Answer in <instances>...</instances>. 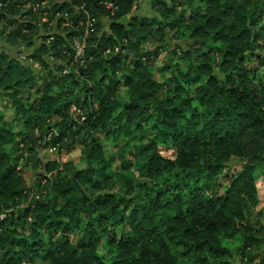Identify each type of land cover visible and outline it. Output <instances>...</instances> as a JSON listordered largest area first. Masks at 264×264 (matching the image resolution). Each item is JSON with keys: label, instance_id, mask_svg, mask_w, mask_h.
<instances>
[{"label": "trees", "instance_id": "obj_1", "mask_svg": "<svg viewBox=\"0 0 264 264\" xmlns=\"http://www.w3.org/2000/svg\"><path fill=\"white\" fill-rule=\"evenodd\" d=\"M44 2L53 13L33 11ZM139 4L0 0L1 41H42L25 56L36 70L0 52L15 116L0 111V264H234L224 238L238 236L241 264H264L251 209L264 168V0H151L147 16ZM84 5L97 20L86 37ZM65 10L71 21L56 20L62 33L47 46L39 14L53 22ZM75 38L86 43L77 62ZM170 43L162 82L152 65ZM121 139L111 157L104 141ZM44 148H79L86 166L44 163ZM29 161L40 166L36 189L18 168Z\"/></svg>", "mask_w": 264, "mask_h": 264}, {"label": "rangeland", "instance_id": "obj_2", "mask_svg": "<svg viewBox=\"0 0 264 264\" xmlns=\"http://www.w3.org/2000/svg\"><path fill=\"white\" fill-rule=\"evenodd\" d=\"M136 14L140 16L154 15V13L151 10V0L140 1L139 10L136 12ZM103 21L106 24L105 33H108L109 23H110L109 19L104 18ZM58 32L62 33V31H56V27L55 28L52 27V29L48 31V33H56V34ZM41 42L42 41H36L34 47L29 49V48H25L22 46L10 47L5 42L0 40V52L5 51L12 59L18 61L19 64H21V66L23 67L27 68V67L32 66V68H34L33 62H30V61L28 62L25 56H28L29 54L34 53L35 50L41 46L42 44ZM173 44L174 43H170L169 44L170 48H167V50L163 52L161 56L156 61H154L152 65L153 71L155 73V77L159 81L163 82L169 75V74L164 75L162 73H159V69H162L165 66L166 60L169 59L168 58L169 56L172 57L171 52L173 49ZM180 44L184 48H186L187 41L184 40ZM50 68L51 67L49 66V69ZM34 70L36 69L34 68ZM42 70H46V68H44L43 66ZM5 95H6L5 93L3 94L0 92V111L5 115V117L9 121H12L15 118L14 113L11 108L12 103L8 101L7 95L6 96ZM125 98H126V95L123 90V92L120 95V99L125 100ZM20 128H21L20 126H17V128H15V132H17ZM122 141L123 140L121 139L116 144L113 143L112 140L104 141L108 149V153L111 157H114L116 153L121 149ZM20 143H16L15 145L9 147V149L12 148L14 151L19 150V148L22 149ZM160 150L163 156L173 158L174 151L167 144L161 143ZM37 157L41 158V160L44 163L51 162V161H58L62 165L68 163L69 165H72L74 169H77V170H81L85 168L86 166L79 148H76L71 153H66V152L52 153L50 151V148H46V149L44 148L43 150L37 153ZM231 165H232L233 170L240 167L239 162H233ZM18 168L20 170L21 175L24 177L28 187L31 189H36L40 181V176H39L40 166L37 165L33 161H29V162H20ZM254 177H255V182L257 186V203L254 206H251V209L253 210V213L255 215H260L261 217L260 220L264 224V168L263 167L258 168L254 173ZM241 242L242 240L240 236L233 237V238H229V237L224 238L225 245L229 249L234 251V259H233L234 264H241V256H240V247L242 245Z\"/></svg>", "mask_w": 264, "mask_h": 264}, {"label": "built area", "instance_id": "obj_3", "mask_svg": "<svg viewBox=\"0 0 264 264\" xmlns=\"http://www.w3.org/2000/svg\"><path fill=\"white\" fill-rule=\"evenodd\" d=\"M140 1H146V0H140ZM31 6V5H30ZM2 7V6H1ZM107 9L115 11V9L117 10V7L115 6L114 3H108V5H106ZM33 11L35 13H38L41 10H45L49 8V11H51L53 13V8H51L49 2H44V3H38V4H34L32 5ZM79 10H81L82 15H83V20L79 22L78 27L83 29L85 31V37L87 35H89L90 33L94 32V25L97 23L96 18H94L93 16L90 15L89 10L86 8V6L84 5L83 7H81ZM51 15L49 14V12H44L43 14H39V18L42 19L43 23H50L49 27H48V31H50L53 27V24H55L56 20L58 18H64L67 21H69L70 16L69 15V11L67 12L65 11H61V12H57L56 16L53 18V22H50V17ZM71 21V19H70ZM71 26V23L67 22L66 24H63V28L65 27H69ZM42 33L41 35H48V40L46 45L49 46L51 45V43H53L55 41V34L54 33H44L43 30H41ZM40 35V36H41ZM39 36V37H40ZM38 37V38H39ZM40 41V40H39ZM73 46H74V50H75V56H74V62H77L79 59H81L84 56V52H85V47H86V43H85V39L81 40L80 38H75L73 41ZM118 52V50H117ZM64 74H69L68 70L66 69L64 71ZM50 151L53 153L56 150L55 149H50Z\"/></svg>", "mask_w": 264, "mask_h": 264}]
</instances>
